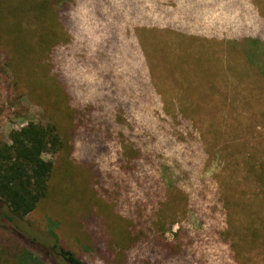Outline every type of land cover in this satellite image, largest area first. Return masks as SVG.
I'll return each mask as SVG.
<instances>
[{"label": "rangeland", "instance_id": "obj_1", "mask_svg": "<svg viewBox=\"0 0 264 264\" xmlns=\"http://www.w3.org/2000/svg\"><path fill=\"white\" fill-rule=\"evenodd\" d=\"M66 13L58 49L35 32L0 48V143L56 122L70 144L46 156L52 190L25 219L37 240L84 264H264V0ZM127 145L143 167L125 170Z\"/></svg>", "mask_w": 264, "mask_h": 264}, {"label": "trees", "instance_id": "obj_2", "mask_svg": "<svg viewBox=\"0 0 264 264\" xmlns=\"http://www.w3.org/2000/svg\"><path fill=\"white\" fill-rule=\"evenodd\" d=\"M75 1L20 0L13 5L10 0H0L1 52L7 54V48H24V39L29 32L38 34L42 42L48 43V47L54 44L53 47L58 49L69 39L65 26L66 10ZM27 18L29 23L25 24ZM31 22L35 23L36 28ZM55 28L61 30V41L56 39ZM68 148L69 141L56 122L46 125L31 122L19 130H13L9 140L0 143V206L13 232H10L13 236L0 232V264H49L51 253L58 256L57 261H60L53 264H84L72 251L62 247L55 235L51 236L48 247L40 243L25 221L52 190L56 166L46 156L63 155ZM122 156L127 162L125 170L129 172L144 165V154L139 148L123 146ZM35 250L40 253L37 254Z\"/></svg>", "mask_w": 264, "mask_h": 264}]
</instances>
